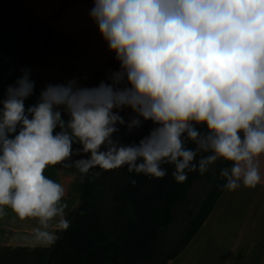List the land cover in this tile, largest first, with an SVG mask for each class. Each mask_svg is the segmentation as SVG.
I'll use <instances>...</instances> for the list:
<instances>
[{
  "label": "clouds",
  "instance_id": "clouds-1",
  "mask_svg": "<svg viewBox=\"0 0 264 264\" xmlns=\"http://www.w3.org/2000/svg\"><path fill=\"white\" fill-rule=\"evenodd\" d=\"M89 16L119 69L94 87L47 84L28 106L35 81L20 69L0 99V218L36 220L34 240L53 245L71 223L65 186L45 175L56 165L82 180L120 168L162 179L173 166L183 183L226 161L225 189L264 181V0H93ZM145 121L147 135L122 142L121 126Z\"/></svg>",
  "mask_w": 264,
  "mask_h": 264
},
{
  "label": "crops",
  "instance_id": "crops-1",
  "mask_svg": "<svg viewBox=\"0 0 264 264\" xmlns=\"http://www.w3.org/2000/svg\"><path fill=\"white\" fill-rule=\"evenodd\" d=\"M26 7L33 9L63 34L65 42L62 49L70 47L68 42H72L71 47L80 49L85 56L91 55L100 69L110 56H115L89 16L93 0H0V99L4 98L8 85L14 84L22 75V68H30L31 79L35 81L33 95L25 101L26 106L37 102L47 84L64 83L70 75L50 53L32 67L18 59ZM78 64L81 65V62ZM64 118L67 119L66 116ZM57 167L49 166L45 175L59 182L60 178L55 173ZM261 171L264 175V157L261 158ZM37 226L36 220H20L8 210L7 215L0 218V250L5 246L42 245L32 235ZM168 262L264 264V181L255 188L241 186L235 191L224 188L188 245Z\"/></svg>",
  "mask_w": 264,
  "mask_h": 264
},
{
  "label": "trees",
  "instance_id": "trees-1",
  "mask_svg": "<svg viewBox=\"0 0 264 264\" xmlns=\"http://www.w3.org/2000/svg\"><path fill=\"white\" fill-rule=\"evenodd\" d=\"M35 14L33 9L26 7L17 52L18 59L30 67L50 53L48 47L37 49L32 38H29L35 25L42 19L40 16L35 18ZM116 62L119 63L115 56H110L105 67ZM151 124V121H145L139 130L148 131ZM144 135L127 139L125 144L138 142ZM188 147L194 145L189 143ZM221 164L214 167V173L210 171L201 175L198 171L189 172L183 183L173 178V166L168 167V174L161 179L162 201L155 192L147 189L155 178L129 173L125 168L126 174L117 192L121 225L116 233H111L101 218V204L110 193L107 184L109 177L102 170H99L101 175L93 179L85 176L82 180L80 176V201L65 215L71 222L70 227L56 232L58 239L53 245L38 248L37 258L42 264H135L158 255L162 258L157 261L158 264H169V259L188 245L222 194L226 181L220 176V170L226 164ZM206 177L210 178L211 184L204 200L189 210L190 221L181 241L165 256L161 255L162 251L158 250L157 245L174 221L177 206L187 199L193 183ZM131 180H135L136 184L133 185ZM27 247L1 248L0 264H15L17 254Z\"/></svg>",
  "mask_w": 264,
  "mask_h": 264
},
{
  "label": "rangeland",
  "instance_id": "rangeland-1",
  "mask_svg": "<svg viewBox=\"0 0 264 264\" xmlns=\"http://www.w3.org/2000/svg\"><path fill=\"white\" fill-rule=\"evenodd\" d=\"M38 17L37 14L34 16ZM29 38H32L34 46L37 49H45L48 47L50 54H53L54 61L60 63L65 71L70 72L69 79L78 78L79 83L82 86L94 87L97 86L102 80L107 79V75L111 71L119 69V63L109 64L108 66H97L94 63V58L91 55H84L80 49H74L71 47L72 42H68L70 47L63 48V43L65 38L63 34L60 33L58 29L53 27L49 22L41 19L34 27L32 33L29 34ZM81 62V65L78 62ZM100 69V70H99ZM82 77H87L82 79ZM67 78V77H66ZM130 111L121 112V115L128 118ZM153 127L151 124L148 131L137 129L133 133L129 134L125 127L121 126L119 138L123 143L127 139H132L134 136L139 137V135H147L150 129ZM78 147V145H74ZM79 158V157H74ZM225 163L224 167L231 166L230 162L218 161L215 165L216 168ZM214 166V167H215ZM170 167V166H168ZM109 177L108 189L110 191L107 197L103 200L101 204V218L104 221L107 229L111 233H116L120 228L121 211L119 210L117 201V192L120 186L121 179L124 178L126 171L125 168H120L116 170L103 171ZM56 177L60 178L59 182L63 184L66 188V196L64 198L68 207L65 210V215L80 201V174L76 169H67L58 165L55 168ZM211 180L210 178H201L196 180L189 191V196L186 200L181 202L176 208V217L170 226L165 230L164 235L158 242V250L162 251L163 256L170 250H172L180 241L181 236L186 231V227L190 221L189 210L196 208L205 198L207 189ZM149 191L155 192L159 200L164 199L162 182L161 179H154V181L147 188ZM46 247L47 245H39L36 247L28 246L27 249L21 250L14 261L15 264H42L37 258L38 248ZM26 247V246H25ZM160 256L156 255L152 259H142L135 264H158V260H161Z\"/></svg>",
  "mask_w": 264,
  "mask_h": 264
}]
</instances>
